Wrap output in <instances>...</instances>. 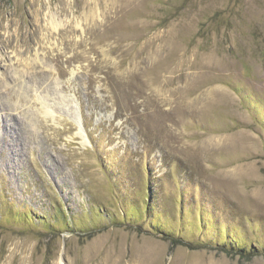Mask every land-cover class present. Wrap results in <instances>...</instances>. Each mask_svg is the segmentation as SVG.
I'll use <instances>...</instances> for the list:
<instances>
[{"label":"rangeland","instance_id":"obj_1","mask_svg":"<svg viewBox=\"0 0 264 264\" xmlns=\"http://www.w3.org/2000/svg\"><path fill=\"white\" fill-rule=\"evenodd\" d=\"M0 264H264V0H0Z\"/></svg>","mask_w":264,"mask_h":264},{"label":"trees","instance_id":"obj_2","mask_svg":"<svg viewBox=\"0 0 264 264\" xmlns=\"http://www.w3.org/2000/svg\"><path fill=\"white\" fill-rule=\"evenodd\" d=\"M169 236V235H168ZM181 242V241H180ZM222 244V243H221ZM179 245H183L184 246V244H182V243H180ZM223 245V244H222ZM189 248H191V247H189ZM232 248V247H231ZM235 248V247H234ZM236 249V251H239V252H243L245 249L243 248V247H238V248H235ZM250 254V252L248 251V253H247V255H249Z\"/></svg>","mask_w":264,"mask_h":264}]
</instances>
